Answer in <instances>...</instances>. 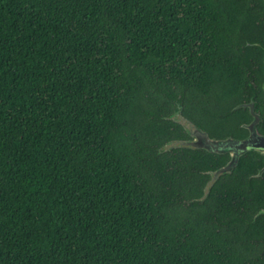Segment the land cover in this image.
I'll return each mask as SVG.
<instances>
[{"label":"trees","instance_id":"trees-1","mask_svg":"<svg viewBox=\"0 0 264 264\" xmlns=\"http://www.w3.org/2000/svg\"><path fill=\"white\" fill-rule=\"evenodd\" d=\"M259 45L262 0H0V264H264V157L197 202L230 157L157 151L176 101L264 134Z\"/></svg>","mask_w":264,"mask_h":264},{"label":"water","instance_id":"water-1","mask_svg":"<svg viewBox=\"0 0 264 264\" xmlns=\"http://www.w3.org/2000/svg\"><path fill=\"white\" fill-rule=\"evenodd\" d=\"M264 2V0H262ZM263 53V74H264V46H260ZM264 93V82L262 84ZM257 103L254 98L249 103L238 105L233 109H249L253 117V121L250 124L243 125V128L248 130L249 135L244 139H237L228 137L225 139H218L210 136V134L197 126L191 120L183 115V106L179 101L175 102V109L171 116L165 118L178 125H180L186 134L190 137L187 140H174L165 143L163 146L157 148L158 154H164L174 149H189L193 151H207L211 154L228 155L230 157L229 162L217 171L210 172V180L204 189V195L195 200L197 202H204L210 195L211 189L215 183L227 174H232L234 170L239 166L241 158L244 156L255 153L261 157H264V134H261L258 130V125L262 122L263 117L260 113L256 112ZM264 168L259 171L257 177L262 176ZM264 215V210L260 211L257 216Z\"/></svg>","mask_w":264,"mask_h":264},{"label":"flooded vegetation","instance_id":"flooded-vegetation-1","mask_svg":"<svg viewBox=\"0 0 264 264\" xmlns=\"http://www.w3.org/2000/svg\"><path fill=\"white\" fill-rule=\"evenodd\" d=\"M174 108V107H173ZM247 110H249V109H247ZM249 112H250V110H249ZM251 114V113H250ZM252 116V115H251ZM261 210H264V208H262V209H260L259 211H261ZM258 211V212H259ZM257 212V213H258ZM257 215V214H256ZM256 215L253 217V219L256 217ZM261 216H263V215H261ZM263 242H264V232H263V235H262V239H261Z\"/></svg>","mask_w":264,"mask_h":264}]
</instances>
